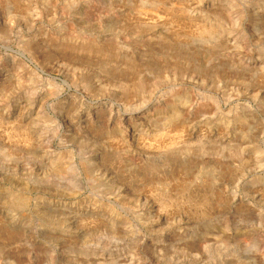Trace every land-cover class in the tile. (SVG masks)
<instances>
[{"label":"rangeland","instance_id":"rangeland-1","mask_svg":"<svg viewBox=\"0 0 264 264\" xmlns=\"http://www.w3.org/2000/svg\"><path fill=\"white\" fill-rule=\"evenodd\" d=\"M0 264H264V0H0Z\"/></svg>","mask_w":264,"mask_h":264},{"label":"bare ground","instance_id":"bare-ground-1","mask_svg":"<svg viewBox=\"0 0 264 264\" xmlns=\"http://www.w3.org/2000/svg\"><path fill=\"white\" fill-rule=\"evenodd\" d=\"M181 125V124H180ZM179 126V125H178ZM178 129H181V127H179ZM177 130V129H176ZM178 131V130H177Z\"/></svg>","mask_w":264,"mask_h":264}]
</instances>
